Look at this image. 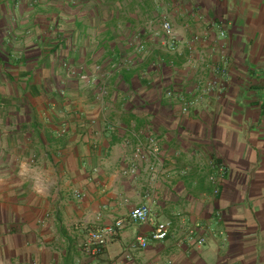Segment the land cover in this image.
<instances>
[{"label":"crops","instance_id":"1","mask_svg":"<svg viewBox=\"0 0 264 264\" xmlns=\"http://www.w3.org/2000/svg\"><path fill=\"white\" fill-rule=\"evenodd\" d=\"M223 58L222 92L183 115L167 92L200 97ZM146 136L168 174L155 183L152 158L123 175ZM211 160L227 168L218 195ZM142 205L172 223L165 241L130 220ZM118 220L87 254V235ZM0 264H264V0H0Z\"/></svg>","mask_w":264,"mask_h":264},{"label":"built area","instance_id":"2","mask_svg":"<svg viewBox=\"0 0 264 264\" xmlns=\"http://www.w3.org/2000/svg\"><path fill=\"white\" fill-rule=\"evenodd\" d=\"M163 33L160 36V40L163 46V51L167 53H176L179 50L178 46V36L175 32L171 22L167 19H163ZM227 37V34L224 30H220L217 38L218 40H224ZM195 42L200 41V37H196ZM135 52L136 54H148L149 49L141 42L139 37L135 38ZM192 50V48H190ZM141 57V56H140ZM138 60H140L138 58ZM65 69L70 74H75L76 72H83L85 71V66L82 67H73L68 63L64 64ZM160 69L164 70L165 65L160 64ZM170 67L174 68V65L171 64ZM213 70L218 73L219 77L218 79H213L211 81H208L207 83H199L197 86V90L201 93L200 97L196 98L195 100L189 101L184 96L179 95L176 97L175 93L172 90H169L167 92V97L171 100H177L178 102H181L182 110L181 113L183 115L189 114L191 108L195 104L201 103L204 96L209 97L211 95H216L218 93H221L224 89V83L221 81H226L229 78V65L228 60L226 58L222 59L221 64H218L217 66L213 67ZM96 71L99 73H103V69L101 66L96 67ZM106 79H103L101 81H104L100 88V93L102 97H105L108 95V89H107V82H105ZM160 147L158 144V140L154 136H146L144 139H138L134 146V152H133V159L132 163L125 168L123 171V175L125 176H136L138 175L139 171L142 167L145 166L148 160L152 158V161L148 163L147 165V171L148 176L152 183H155L156 181H159L160 179L164 177H168V174L166 173L164 169V165L162 161L160 160ZM210 170L211 174L209 176L210 182L215 187V194L218 195L220 193V186L221 182L224 179V176L226 174V166L224 164H220L216 162L215 160H211L210 162ZM130 220L133 223L140 224V225H146V224H153L154 225V231L151 234L150 239L158 242L165 241L172 230V223L171 222H156L152 208L149 205H142L139 207L134 208L131 211L130 214ZM124 227V221L118 220L114 224L105 226L103 228H100L98 230H94L90 232L87 235V238L84 243V250L87 254L98 257L101 256L104 253V250L108 245L117 237L118 233L123 229ZM197 231V228H194L189 231L188 239L194 240L195 233ZM205 239L201 238L198 242L199 245H203L205 243ZM149 245V239L139 237L135 241V243L132 245L133 249L135 250H144Z\"/></svg>","mask_w":264,"mask_h":264}]
</instances>
